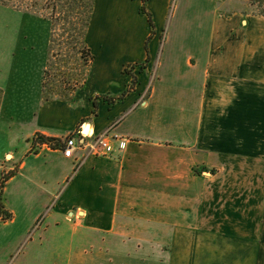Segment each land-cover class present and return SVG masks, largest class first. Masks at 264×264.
<instances>
[{"label": "crops", "instance_id": "0c3cea01", "mask_svg": "<svg viewBox=\"0 0 264 264\" xmlns=\"http://www.w3.org/2000/svg\"><path fill=\"white\" fill-rule=\"evenodd\" d=\"M129 1L134 21L118 17L122 36L103 37L99 80L91 68L68 101H44L41 91L22 158L3 150L15 172L2 190L11 214L3 223L16 225L22 242L6 264H264V14L212 0L220 3L208 36L174 38L157 61L159 32L152 35L141 0ZM169 1H146L155 27L156 10ZM132 64L134 90L99 101L92 115V94H82L89 83L118 96ZM7 75L0 72V120ZM87 123L94 137L109 130L127 138L125 149L107 156L76 149L67 158L32 142L35 134L64 141L71 132L81 142ZM14 181L17 192L35 188L36 205L59 211L46 215L52 224L34 230L38 214L18 218L6 198ZM32 231L37 238H28Z\"/></svg>", "mask_w": 264, "mask_h": 264}, {"label": "rangeland", "instance_id": "374dc122", "mask_svg": "<svg viewBox=\"0 0 264 264\" xmlns=\"http://www.w3.org/2000/svg\"><path fill=\"white\" fill-rule=\"evenodd\" d=\"M227 2L228 8L231 9H247L264 14V0H227ZM43 3V0H0V72L8 74L6 76L7 92L0 120V176L3 178L7 172L12 170L11 157H4L3 150H12L17 158H22L24 154L25 135L33 125L31 116L41 97L40 88L45 62H49L51 66H49L47 88L67 86V84L72 86L80 80L82 63L77 59L76 54L78 47L75 38L76 31L73 30L70 33L72 35L68 33L63 35L62 25L58 21L53 22L52 49L49 55L47 54L49 24L42 20L44 15L41 13L48 16L49 9H41ZM133 3L134 1L129 0H97L87 41L95 56L91 74L96 81L99 80L104 68L102 62L103 37L107 34L110 38L122 36L117 18L125 16L129 22H133ZM219 3L220 1L213 3L212 0H170L167 7L163 8L164 11L156 10V27H150L152 35L159 32L161 46L159 45L157 49L155 59L158 61L161 55L165 54L174 38L191 36L206 38L215 14V6ZM226 7L221 2L219 9L223 11ZM75 15H77V10L74 11V23L78 21ZM57 53L60 54L56 56ZM125 71L130 72V65ZM154 76L155 74L149 76L150 79L148 78L150 86L153 81L157 82V75L155 79ZM97 84L89 83L82 92L83 96L99 94L96 90L101 85ZM74 102L79 103L81 99L75 97ZM171 111L175 113L176 110ZM91 118L84 120L87 122ZM5 183L6 181L4 185ZM17 189H19L18 181L12 182L6 198L19 216L18 218L21 219L22 216L31 212L38 214L39 221L34 230L39 225L43 228L46 224H52L46 215L48 213L57 214L56 212L59 211L56 208L47 209L36 205L32 199L37 196L34 193V187H24L22 192H17ZM0 216H3L1 211ZM60 225L63 230L69 229L67 224L60 222ZM32 226L33 223L30 227ZM15 228L16 225L4 224L0 221V264H6L15 251L21 250L22 242L15 239L12 233ZM33 231L28 238L38 237V234H33ZM30 249L31 246L28 245L25 251ZM44 252L46 253V249L43 248L41 253ZM45 257L43 256V259ZM18 259H21V256Z\"/></svg>", "mask_w": 264, "mask_h": 264}, {"label": "trees", "instance_id": "16d2710c", "mask_svg": "<svg viewBox=\"0 0 264 264\" xmlns=\"http://www.w3.org/2000/svg\"><path fill=\"white\" fill-rule=\"evenodd\" d=\"M146 1L147 0H141V5L139 7V11L147 16V20L149 22V25L153 28L154 23L152 20L151 13L146 9ZM37 4V1H35ZM43 7L41 9H49V15L46 16L45 14L42 17V20L47 21L49 24V33H48V41H47V54L49 55V51L52 49L51 41L53 37V22L60 23L62 25V34L72 33V31H76V39H77V50L76 54L78 55L77 59L81 61L82 71L80 75V80L78 83H74L72 86L70 84H67V86H54L52 88H47L48 82L47 78L49 77L50 70H49V62H45L43 73H42V80H41V91L44 101L51 100L53 98H59L65 101L71 100L74 94L82 89L84 85L86 84L88 75L90 74L94 55L92 54L90 48L87 46L85 42L86 32L88 29V25L90 23V19L92 17V11L94 7V0H43ZM77 10V22L74 23V11ZM262 14V13H261ZM68 24V26H67ZM72 35V34H70ZM70 37V36H69ZM71 38V37H70ZM151 36H149L146 40V48H147V42ZM62 48V47H61ZM75 49V48H73ZM60 53H57L59 55ZM148 60L146 59L144 63H147ZM138 64H132L130 65V72H128L131 76L130 83L127 85L126 89L118 96L115 97H109L107 94H96L90 98L92 102V115H97V110L99 106V101L104 100L108 103H114L117 100L122 99L124 96H126L128 93L134 90V86L137 82V78L134 74L131 72V67H134ZM141 69L144 68L143 63L139 64ZM51 67V66H50ZM76 132H71L69 136L75 135ZM67 136V137H69ZM32 142L37 143H43L47 142L51 145H54L56 147L61 145V140L51 137H46L41 134H35L32 138ZM15 172L9 171L6 173L2 181L0 182V211L3 212V216L1 218V222L7 221L11 218V214L4 208L2 202H1V195L2 190L4 187V182L7 181L12 175H14Z\"/></svg>", "mask_w": 264, "mask_h": 264}, {"label": "built area", "instance_id": "2783aa9c", "mask_svg": "<svg viewBox=\"0 0 264 264\" xmlns=\"http://www.w3.org/2000/svg\"><path fill=\"white\" fill-rule=\"evenodd\" d=\"M109 130H106L103 134L98 136H93L91 134H85L84 132H79V137L82 138L81 142L78 141L76 135L69 136L65 138L64 141H61V145L58 148L61 150V153L64 157L71 158L74 155L76 149H85L88 154L95 156H107L112 154L114 151L124 150L127 144L128 139L117 134L113 136L108 135ZM85 137H88L89 140H85ZM116 141V145L113 143ZM46 146H54L50 143L43 142ZM80 161L78 162V166ZM3 177L0 176V182ZM2 217L0 216V219Z\"/></svg>", "mask_w": 264, "mask_h": 264}, {"label": "bare ground", "instance_id": "6f19581e", "mask_svg": "<svg viewBox=\"0 0 264 264\" xmlns=\"http://www.w3.org/2000/svg\"><path fill=\"white\" fill-rule=\"evenodd\" d=\"M90 131H91V130H90ZM90 131H88L87 128L84 129V132H85L86 134L90 133Z\"/></svg>", "mask_w": 264, "mask_h": 264}, {"label": "water", "instance_id": "95a60500", "mask_svg": "<svg viewBox=\"0 0 264 264\" xmlns=\"http://www.w3.org/2000/svg\"><path fill=\"white\" fill-rule=\"evenodd\" d=\"M88 127V123L86 124V127L85 128H87Z\"/></svg>", "mask_w": 264, "mask_h": 264}]
</instances>
